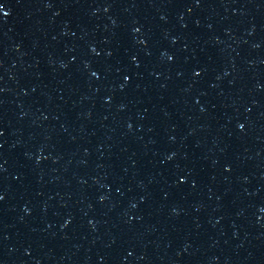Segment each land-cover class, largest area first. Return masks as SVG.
Returning <instances> with one entry per match:
<instances>
[{"label":"water","instance_id":"95a60500","mask_svg":"<svg viewBox=\"0 0 264 264\" xmlns=\"http://www.w3.org/2000/svg\"><path fill=\"white\" fill-rule=\"evenodd\" d=\"M264 21V0H0V120L160 75Z\"/></svg>","mask_w":264,"mask_h":264}]
</instances>
